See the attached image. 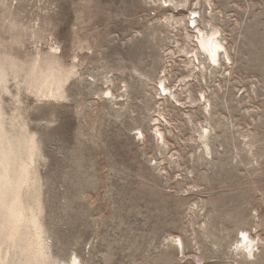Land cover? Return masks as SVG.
<instances>
[{
  "label": "rangeland",
  "instance_id": "rangeland-1",
  "mask_svg": "<svg viewBox=\"0 0 264 264\" xmlns=\"http://www.w3.org/2000/svg\"><path fill=\"white\" fill-rule=\"evenodd\" d=\"M207 1L174 12L163 0H0L1 49L76 66L66 98L21 95L40 145L27 209L56 264H264V0ZM189 9L221 27L232 58L206 77L189 75L195 41L164 21ZM164 74L182 104L157 90ZM243 230L255 258L237 254Z\"/></svg>",
  "mask_w": 264,
  "mask_h": 264
},
{
  "label": "bare ground",
  "instance_id": "bare-ground-1",
  "mask_svg": "<svg viewBox=\"0 0 264 264\" xmlns=\"http://www.w3.org/2000/svg\"><path fill=\"white\" fill-rule=\"evenodd\" d=\"M208 1L211 4L210 0ZM189 3L190 0H163L162 5L173 8L175 12V10L183 11ZM189 14L186 19L170 13L164 21L167 26L173 27L174 23L178 24H175V27H182L185 36L195 41L192 49L184 48L186 54L190 56L186 64L192 66L189 75L196 71L202 77H206L208 73L214 74L223 68L225 65L223 59L231 63L232 58L226 47V41L224 42L221 27L202 18L200 11L196 9H191ZM200 19L207 24L202 26ZM193 27L191 33L190 29ZM187 46L190 48L188 43ZM75 67H67L56 51L39 52L30 60H20L12 52L3 50L0 46V264H40L37 256L40 250H46L47 264L57 263L51 259L48 245L38 232L37 214L32 212L31 207L27 209L25 195L37 198L32 193L38 192L35 180L38 179L36 160L40 157V145L36 135L29 130L27 120H24L25 115L21 114L23 103L21 95L24 91L33 94L39 100L66 98L65 87L70 78L77 73ZM166 81L165 74L159 77L157 90L166 99L169 96L182 104L177 89L173 90ZM105 82L113 81L107 78ZM12 85L15 90H12ZM6 95L11 96L14 105L11 113L5 109ZM119 96L122 94L116 95L110 87L103 92V98L110 102L117 103ZM201 100L204 101V113L212 116V105L205 93L201 94L199 101ZM155 120L160 121V118ZM155 130L158 141L165 145V134L159 124L156 125ZM140 134L143 136L142 131ZM211 136L212 127L203 126L199 131L204 152L208 155L211 154L209 143ZM238 243L237 254H243L245 258H255L256 250H259L258 242L248 231H241ZM180 244L182 246L181 240ZM63 264H81V260L76 255L70 262Z\"/></svg>",
  "mask_w": 264,
  "mask_h": 264
},
{
  "label": "snow or ice",
  "instance_id": "snow-or-ice-1",
  "mask_svg": "<svg viewBox=\"0 0 264 264\" xmlns=\"http://www.w3.org/2000/svg\"><path fill=\"white\" fill-rule=\"evenodd\" d=\"M37 256L39 258L40 264H47V254H46V250H40L37 253Z\"/></svg>",
  "mask_w": 264,
  "mask_h": 264
}]
</instances>
